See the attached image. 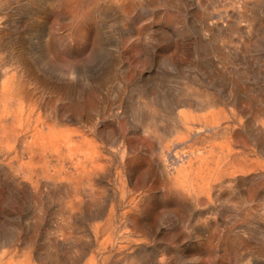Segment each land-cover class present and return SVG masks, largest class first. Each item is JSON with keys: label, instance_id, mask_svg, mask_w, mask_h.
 <instances>
[{"label": "rangeland", "instance_id": "rangeland-1", "mask_svg": "<svg viewBox=\"0 0 264 264\" xmlns=\"http://www.w3.org/2000/svg\"><path fill=\"white\" fill-rule=\"evenodd\" d=\"M0 264H264V0H0Z\"/></svg>", "mask_w": 264, "mask_h": 264}]
</instances>
